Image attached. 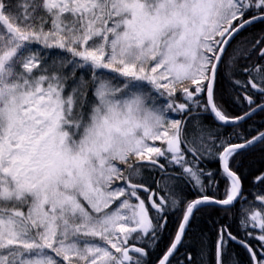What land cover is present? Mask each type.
<instances>
[{
    "label": "snow or ice",
    "instance_id": "snow-or-ice-1",
    "mask_svg": "<svg viewBox=\"0 0 264 264\" xmlns=\"http://www.w3.org/2000/svg\"><path fill=\"white\" fill-rule=\"evenodd\" d=\"M0 264H264V0H0Z\"/></svg>",
    "mask_w": 264,
    "mask_h": 264
}]
</instances>
